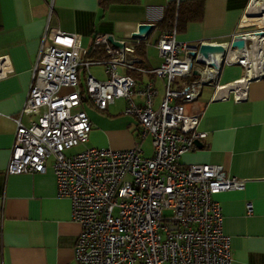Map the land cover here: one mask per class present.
Returning a JSON list of instances; mask_svg holds the SVG:
<instances>
[{
	"label": "built area",
	"instance_id": "obj_1",
	"mask_svg": "<svg viewBox=\"0 0 264 264\" xmlns=\"http://www.w3.org/2000/svg\"><path fill=\"white\" fill-rule=\"evenodd\" d=\"M149 33L127 41L112 38L116 46L108 41L110 36L96 34L86 48L79 36L46 23L18 113L34 120L28 126L13 120L5 173L42 174L51 162L56 196L68 200L70 218L79 226L75 264H231L213 196L240 191L244 181L228 177L219 165L179 167L180 156L205 137L196 131L199 114H185L184 106L194 104L207 87L214 89L216 101L231 94L234 102H241L249 82L264 73L249 78L246 55L232 45L248 36L244 31L237 29L228 43L187 44L176 39L174 26L163 29L153 44L158 66L145 69L135 49L148 45ZM260 39L264 44V37ZM200 45H218L223 53L203 57ZM224 65L241 67L243 76L218 85ZM92 66L102 69L103 80L89 73ZM10 73L6 57H0V79ZM135 75H152L162 82L156 107V90L151 83L136 89ZM117 100L124 103L121 114L137 124L132 147L66 154L84 143L91 130L83 105L103 113ZM147 136L149 158L139 148ZM245 208L249 213L250 205Z\"/></svg>",
	"mask_w": 264,
	"mask_h": 264
},
{
	"label": "crops",
	"instance_id": "obj_2",
	"mask_svg": "<svg viewBox=\"0 0 264 264\" xmlns=\"http://www.w3.org/2000/svg\"><path fill=\"white\" fill-rule=\"evenodd\" d=\"M182 1L191 0H112L103 4L102 0H0V57H6L11 70L0 79V264H75L73 247L79 226L70 218L68 200L56 196L51 162L42 174L5 173L15 130L13 120L19 118L30 86L46 23L62 33L79 36L86 48L96 34L127 41L138 25H153L148 45L139 44L135 49L141 66L149 69L159 64L153 44L163 30L155 29L154 24L166 7ZM199 1L200 20L176 31V39L182 43H228L237 29L257 30L263 26L260 0ZM255 53L251 65L257 68L261 58L260 52ZM258 72L252 71L251 77ZM101 76L105 78L102 69ZM242 76L241 67L224 65L218 85ZM132 77L136 89L151 83L157 92L153 101L156 107L163 95L162 82L152 75ZM213 92L207 87L194 104L184 106L185 114H199L196 131L205 137L199 140L200 148L180 156L178 165H219L228 177L244 181L242 190L219 193L213 199L220 206L231 264H264V78L249 82L241 102H234L231 94L216 101ZM121 103L118 111H112L111 104L103 113H88V106L83 105L91 130L81 150L132 147L137 124L134 118L121 114ZM134 103L139 105L141 101L135 98ZM33 120L28 116L19 118L23 126ZM141 143V156L149 158L151 146L150 151H143ZM246 204L250 205L249 213Z\"/></svg>",
	"mask_w": 264,
	"mask_h": 264
},
{
	"label": "trees",
	"instance_id": "obj_3",
	"mask_svg": "<svg viewBox=\"0 0 264 264\" xmlns=\"http://www.w3.org/2000/svg\"><path fill=\"white\" fill-rule=\"evenodd\" d=\"M105 1L112 2V0H102V4ZM201 14L202 10L199 0L178 2V4H172L164 9L163 15L160 20L154 24V28L161 30L174 26L175 31L181 32L187 23L199 21Z\"/></svg>",
	"mask_w": 264,
	"mask_h": 264
},
{
	"label": "bare ground",
	"instance_id": "obj_4",
	"mask_svg": "<svg viewBox=\"0 0 264 264\" xmlns=\"http://www.w3.org/2000/svg\"><path fill=\"white\" fill-rule=\"evenodd\" d=\"M260 1H261V8H262L263 26L261 28H259L258 30H255V31L264 30V0H260ZM246 40L249 42V49L245 48L246 51H243L242 49H244L243 46L246 45V43H245ZM235 43H236V45L234 47L239 48V51L240 52L242 51L241 53H244L246 55V59L250 64L249 71H248L249 78H252L251 72L254 71L255 69H257L260 73H264V44L261 42V39L259 38V36L256 33H251L247 37L242 36V37L237 38ZM255 44H261L262 46L260 48H253ZM255 51L260 52V58H261V66L260 67L261 68L260 67L254 68L253 65H251V61L255 57L253 54ZM229 57H233L232 51L229 52ZM259 72H258V74H259Z\"/></svg>",
	"mask_w": 264,
	"mask_h": 264
},
{
	"label": "water",
	"instance_id": "obj_5",
	"mask_svg": "<svg viewBox=\"0 0 264 264\" xmlns=\"http://www.w3.org/2000/svg\"><path fill=\"white\" fill-rule=\"evenodd\" d=\"M152 27L153 26L152 25H149V24H141V25H138L136 27V33H133L130 36V38L131 39H137L140 36L147 35L152 30ZM254 33H256L259 36V38L264 37V30L263 31H257V32H254ZM108 41L111 44H113L114 46H116V43L112 41V38L111 37L108 38ZM235 42L232 44L233 46L236 45ZM212 52L221 53L222 54L223 53V49L220 46H218V45H214V46L213 45H200L198 47V53L200 55H202L203 57H206V54L207 53H212ZM190 56L193 57L194 54L191 53ZM193 75H194V73H193ZM262 78H264V75H262L259 79H262ZM200 146L201 145H200L199 141H197V140L194 141V147L195 148H200Z\"/></svg>",
	"mask_w": 264,
	"mask_h": 264
},
{
	"label": "rangeland",
	"instance_id": "obj_6",
	"mask_svg": "<svg viewBox=\"0 0 264 264\" xmlns=\"http://www.w3.org/2000/svg\"><path fill=\"white\" fill-rule=\"evenodd\" d=\"M255 28L257 27L258 28V26H254ZM258 30V29H257ZM242 31H244V33L246 34V35H249V34H251V33H254V32H256L255 30H242ZM150 48V47H149ZM254 48H258V45H256ZM246 49H249V42L247 41L246 42ZM256 52V51H255ZM254 52V53H255ZM256 54V53H255ZM255 54H254V56H255ZM89 72L92 74V75H95V76H97V78H99L100 80H103V77L101 76V69L99 68V67H92V68H90V70H89ZM121 105H122V103H121V101L120 100H117L116 102H114L113 103V106H112V111L113 110H115V111H118L119 109H120V107H121ZM85 110L89 113H95V111H93L90 107H85ZM82 149V145L80 144V145H78L77 147H74V148H72L68 153H66V154H75V153H77V152H79L80 150ZM141 149L143 150V151H150V139H149V137H146L145 139H144V141L141 143Z\"/></svg>",
	"mask_w": 264,
	"mask_h": 264
}]
</instances>
